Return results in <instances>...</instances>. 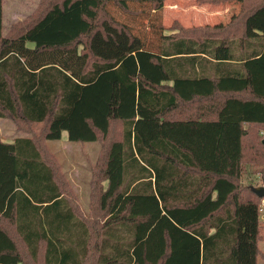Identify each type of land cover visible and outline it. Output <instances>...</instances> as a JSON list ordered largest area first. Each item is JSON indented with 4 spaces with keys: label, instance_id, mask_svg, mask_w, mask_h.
Returning a JSON list of instances; mask_svg holds the SVG:
<instances>
[{
    "label": "trees",
    "instance_id": "1",
    "mask_svg": "<svg viewBox=\"0 0 264 264\" xmlns=\"http://www.w3.org/2000/svg\"><path fill=\"white\" fill-rule=\"evenodd\" d=\"M3 1L0 117L103 143L97 264H257L262 197L241 176L252 163L264 186V0H197L239 9L221 26L174 21L159 51L108 6L135 15L129 4L165 0H39L5 34ZM51 162L37 138L0 139V264L41 249L44 264H85L89 227Z\"/></svg>",
    "mask_w": 264,
    "mask_h": 264
},
{
    "label": "rangeland",
    "instance_id": "2",
    "mask_svg": "<svg viewBox=\"0 0 264 264\" xmlns=\"http://www.w3.org/2000/svg\"><path fill=\"white\" fill-rule=\"evenodd\" d=\"M38 5L39 0H4L6 32L13 22L32 14ZM225 5L199 3L197 0H165L158 10H151L145 3L129 4L131 9L139 11L135 15L124 14L112 5L108 6V10L116 19L128 24L134 33L142 37L146 48L159 51L160 33H171L170 26L174 21L181 22L185 27L210 23L211 26H221L228 22L239 9L238 1L230 3L233 8L229 10H225ZM42 127L43 123L21 125L8 116H2L0 117V139L5 142H13L18 137H33L39 140L42 153L49 156L50 162L53 161L51 163L56 170V179L65 192L66 200L70 206L74 207L77 218L89 227L90 252L85 264H97V257L100 254L99 245L104 237L105 228L102 225L105 224V217L101 216V211L95 202L91 182L96 174V167L100 166L99 155L102 152L103 143L101 141H69L66 132H63V136L61 135L58 140H45L41 138ZM119 130L120 125L115 123L112 128L113 137L118 136ZM241 182L245 185H260V175L256 165L249 162L242 164ZM102 183L106 187L107 182ZM9 230L15 235L11 227ZM120 235L126 238L124 231H121ZM86 238L87 235L84 236V240ZM17 242L20 247H24L19 239ZM258 246L262 256L258 258L257 264H264V240H261ZM43 250L41 249L36 261L31 260L25 253L23 255L30 260L29 264H44Z\"/></svg>",
    "mask_w": 264,
    "mask_h": 264
},
{
    "label": "built area",
    "instance_id": "3",
    "mask_svg": "<svg viewBox=\"0 0 264 264\" xmlns=\"http://www.w3.org/2000/svg\"><path fill=\"white\" fill-rule=\"evenodd\" d=\"M260 133L264 136V130H261ZM258 213H259V221L261 225H264V196L261 198V202L258 208ZM263 239H264V232H263Z\"/></svg>",
    "mask_w": 264,
    "mask_h": 264
},
{
    "label": "crops",
    "instance_id": "4",
    "mask_svg": "<svg viewBox=\"0 0 264 264\" xmlns=\"http://www.w3.org/2000/svg\"><path fill=\"white\" fill-rule=\"evenodd\" d=\"M4 2V1H3ZM231 6L232 5H230V4H226L225 5V10H229L230 8H231ZM2 10H3V33L5 34L6 33V28H5V23H4V21H5V9H4V7H3V5H2ZM211 13V12H210ZM12 20V19H11ZM180 22V21H179ZM14 23V22H13ZM180 24H182L181 22H180ZM211 24V23H210ZM210 24H205V25H210ZM182 25H184V24H182ZM197 25H200V24H197ZM196 25V26H197ZM185 26V25H184ZM172 32H175V31H172ZM171 32V33H172ZM170 34V33H169ZM211 59V58H210ZM63 132H66V131H62V133H61V135L63 136Z\"/></svg>",
    "mask_w": 264,
    "mask_h": 264
},
{
    "label": "water",
    "instance_id": "5",
    "mask_svg": "<svg viewBox=\"0 0 264 264\" xmlns=\"http://www.w3.org/2000/svg\"><path fill=\"white\" fill-rule=\"evenodd\" d=\"M264 142V140H263ZM255 193L259 196V197H262L264 196V186H258V187H255L253 188Z\"/></svg>",
    "mask_w": 264,
    "mask_h": 264
}]
</instances>
